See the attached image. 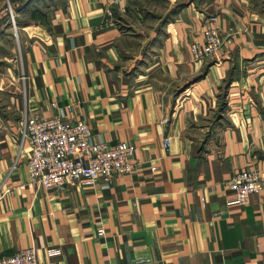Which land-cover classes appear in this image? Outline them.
<instances>
[{"label": "crops", "instance_id": "0c3cea01", "mask_svg": "<svg viewBox=\"0 0 264 264\" xmlns=\"http://www.w3.org/2000/svg\"><path fill=\"white\" fill-rule=\"evenodd\" d=\"M211 24L222 46L195 60L189 45ZM24 112L133 144L132 170L63 190L28 183ZM263 130L264 0H0V186L13 187L0 194L1 255L264 264V185L245 204H228L226 186L245 168L264 183Z\"/></svg>", "mask_w": 264, "mask_h": 264}, {"label": "built area", "instance_id": "2783aa9c", "mask_svg": "<svg viewBox=\"0 0 264 264\" xmlns=\"http://www.w3.org/2000/svg\"><path fill=\"white\" fill-rule=\"evenodd\" d=\"M210 21L215 16L209 17ZM223 43V37L215 24L202 29V41H193L189 52L195 60H205L215 56ZM25 76L22 75V79ZM52 105L56 103L53 101ZM18 142L29 145L27 159L28 183L59 190L68 185L93 182L95 178L109 181L112 176L130 172L133 168L131 156L134 145L118 141L111 145L94 140L89 124L84 119L69 121L59 115L38 117L24 112L17 126ZM264 149V130L261 136ZM168 143L164 138V145ZM263 179L253 168L236 170L226 183L233 194L228 204H245L251 193L263 188ZM12 186H0V194L11 192ZM103 233L102 228L97 229ZM58 252V248H48L47 253ZM0 264H37L36 250L27 246L10 254H0Z\"/></svg>", "mask_w": 264, "mask_h": 264}]
</instances>
